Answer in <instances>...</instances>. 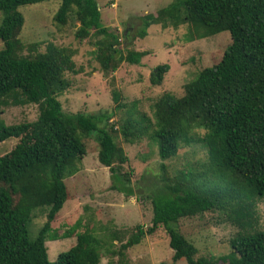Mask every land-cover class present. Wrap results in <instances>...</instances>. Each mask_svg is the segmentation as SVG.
Listing matches in <instances>:
<instances>
[{
	"label": "trees",
	"instance_id": "obj_1",
	"mask_svg": "<svg viewBox=\"0 0 264 264\" xmlns=\"http://www.w3.org/2000/svg\"><path fill=\"white\" fill-rule=\"evenodd\" d=\"M49 0H0V113L3 106L36 104L33 121L6 125L0 118V142L17 138L16 145L0 156V264H99L103 253L124 256L145 233L163 226L173 251L172 264H264V230L255 229V201L264 200V0H174L155 14L141 18L137 36H147L153 24L162 28L186 26L191 42L228 31L230 42L219 61L204 67L184 86L180 97L162 93L152 105V115L138 109V101L121 102L112 90L115 109H125L116 130L114 111L65 112L58 94L70 84L65 72L75 70L76 51L51 43L43 53L20 54L18 39L24 18L18 8ZM54 21L64 25L69 16L79 21L80 41L98 37L97 59L109 78L121 63L120 36L101 23L97 0H59ZM180 11V14H177ZM146 51L128 50L124 60L139 64ZM168 65L151 73L160 85ZM113 83V78L111 79ZM127 108V109H126ZM115 129V130H114ZM128 143L146 139L156 148L160 169L175 157L181 145L199 143L205 158L188 164L173 177L162 176L151 198V226H137L118 251L89 230L70 227L61 235L51 222L69 197L65 178L78 170L86 155V138L97 142L98 161L109 169L113 187L131 194V172H122L128 161L115 135ZM121 186V187H120ZM120 187V188H119ZM36 209L46 220L36 236L28 231ZM219 212L238 228L229 240L230 251L219 256L196 257L195 246L181 233V218ZM76 241L48 259L46 241ZM114 238L119 239L118 234ZM125 264V263H123Z\"/></svg>",
	"mask_w": 264,
	"mask_h": 264
},
{
	"label": "rangeland",
	"instance_id": "obj_2",
	"mask_svg": "<svg viewBox=\"0 0 264 264\" xmlns=\"http://www.w3.org/2000/svg\"><path fill=\"white\" fill-rule=\"evenodd\" d=\"M174 0H97L100 7L101 23L111 32L120 36L121 63L109 78L103 76L97 59L98 37L80 41L75 33L79 21L69 16L64 25L54 21L59 8V0H49L22 5L18 10L24 22L18 39L22 44L19 51L23 55L43 53L51 43L58 47H69L76 51L73 56L74 69L65 72L69 86L60 94L58 100L65 112L83 111L96 113L104 110L114 111L110 122L117 130L125 118V109H115L112 90L117 89L123 103L138 101V109L152 115V105L164 92L175 96L184 94V86L204 67L219 61L230 42V34L223 31L215 35L187 42L184 39L186 26L162 28L160 24L151 25L144 38L137 36L141 27V18L146 14H155L157 10ZM180 14V11H177ZM0 11V23L3 19ZM4 47L0 40V50ZM128 50L146 51L139 64L124 60ZM168 65L163 74L162 83L153 85L151 73L159 65ZM113 78V83L111 79ZM127 109V108H126ZM38 115L36 104L23 106H3L0 118L6 125L33 121ZM114 129V130H115ZM116 142L123 148L128 161L122 165V172H131V194L113 187V180L107 167L98 161L97 142L87 137L86 155L78 163L77 172L65 178L69 197L59 213L51 222L52 230L61 235L74 225L77 231L89 230L110 250L118 251L121 243L142 226L146 231L152 224L151 196L158 187L156 183L164 175L174 174L197 159L205 158V150L199 143L181 145L178 154L165 161L166 170L161 171L156 148L145 138L130 144L120 134L115 135ZM18 142L10 138L0 142V156L9 152ZM121 187V186H120ZM119 187V188H120ZM255 229L264 230V200L255 202ZM46 220V212L36 209L28 224L31 237ZM181 233L196 248L199 256H219L230 251L229 240L238 228L225 220L219 212H205L181 218L178 222ZM118 234L119 239L114 238ZM76 241L75 234L70 238L46 241L48 259L54 262L60 252L68 250ZM173 251L169 246V236L163 226L153 233H145L139 244L128 248L124 256L108 255L104 252L99 264H172ZM174 264H187L180 259Z\"/></svg>",
	"mask_w": 264,
	"mask_h": 264
}]
</instances>
